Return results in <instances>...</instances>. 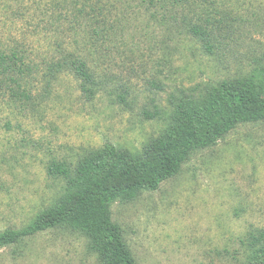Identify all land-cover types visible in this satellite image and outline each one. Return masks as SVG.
Returning a JSON list of instances; mask_svg holds the SVG:
<instances>
[{"label":"rangeland","instance_id":"374dc122","mask_svg":"<svg viewBox=\"0 0 264 264\" xmlns=\"http://www.w3.org/2000/svg\"><path fill=\"white\" fill-rule=\"evenodd\" d=\"M252 2L232 39L211 56L187 39L166 44L159 29L138 27L131 54L124 47L113 51L91 99L79 80L60 75L50 95L22 118L16 115L10 128L5 121L13 117L0 102V231L22 228L54 205L64 182L48 176L50 161L75 162L104 143L139 149L161 129L143 111L165 109L176 89L231 81L263 65L264 0ZM110 210L137 264H239V239L264 227V121L238 125L215 146L192 154L156 191L115 202ZM0 264L96 261L83 237L58 228L0 249Z\"/></svg>","mask_w":264,"mask_h":264},{"label":"trees","instance_id":"16d2710c","mask_svg":"<svg viewBox=\"0 0 264 264\" xmlns=\"http://www.w3.org/2000/svg\"><path fill=\"white\" fill-rule=\"evenodd\" d=\"M252 1L0 0V102L13 117L5 126L43 102L63 74L79 80L91 99L113 51L124 47L131 54L138 27L144 33L159 29L163 43L187 39L213 55L232 39ZM20 21H26L22 28ZM166 103L143 111L161 129L139 149L104 143L75 162L50 161L48 176L64 182L59 198L26 226L0 231V249L65 228L86 240L96 264H137L111 206L156 191L192 154L215 146L238 125L263 122L264 64L231 81L176 89ZM239 248V264H264V227L247 230Z\"/></svg>","mask_w":264,"mask_h":264}]
</instances>
